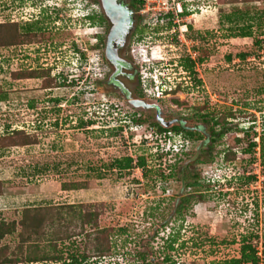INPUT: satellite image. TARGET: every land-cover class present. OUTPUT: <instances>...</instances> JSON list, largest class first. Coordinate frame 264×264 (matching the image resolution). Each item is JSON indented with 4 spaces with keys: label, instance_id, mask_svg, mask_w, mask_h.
Instances as JSON below:
<instances>
[{
    "label": "rangeland",
    "instance_id": "rangeland-1",
    "mask_svg": "<svg viewBox=\"0 0 264 264\" xmlns=\"http://www.w3.org/2000/svg\"><path fill=\"white\" fill-rule=\"evenodd\" d=\"M86 1L98 12L99 17L93 21L87 18ZM221 1L175 0L167 16H158V11L145 12L142 5L135 12L130 5L135 29L123 57L140 68L141 87L151 92L152 100H158L166 119L190 117L202 105L215 108L217 118L233 115L225 120L223 128H217L223 135L213 142L212 151H203L200 157L210 152L212 159L198 160L193 152L177 161L187 165V183L196 171L205 183L206 177L212 176L209 190L191 194L179 218L174 213L181 202L177 196L188 190H181L178 174L160 182L152 174L145 179L140 168L122 176L106 168L115 159L132 157L136 161L146 155V167H154L162 152L169 154L161 161L167 167L178 151L188 152L194 144L180 136H156L155 129L148 128L149 122L135 126L130 108L122 106L121 99L96 90L95 83L108 71L101 49L93 48L108 31L99 2L0 0V23L16 22L22 30L31 27V31L44 33L41 43L0 48V94L6 96L0 101V136L23 130L35 141L26 147L0 150V217L6 223H18L24 209L44 208L45 238L49 242L58 240L56 248L63 246V259L68 253H77L86 256L88 264L95 259L93 264H154L151 258L162 259L164 255L175 264H227L240 257L242 238L250 235L259 237L252 246L263 257L261 150H244L249 142L259 145L264 137V3L232 5L228 0ZM178 8L187 11L186 15L180 16ZM236 8H243L247 16L256 19L229 23L225 17ZM248 31L250 37L241 36ZM258 39L263 41L260 49L254 44ZM74 40L87 48L83 76L81 70L77 71L81 63L71 53ZM245 52L251 54L243 62L238 55ZM185 55L194 61L203 60L195 65L200 83L181 67ZM31 69H49L52 75L59 74L61 84L74 79V88L43 91L42 79L11 77L14 72ZM66 71L69 73L64 80L61 74ZM57 99L62 101L56 103ZM174 99L188 106L179 108ZM88 120L93 124L78 126ZM251 120H255L259 133L247 137L242 130L251 128ZM236 138L240 139L238 143ZM229 151L234 158L226 160ZM169 159L171 162H167ZM103 169L105 175L98 178L97 172ZM71 183H84L86 187L61 190L62 184ZM80 212L85 216L82 220ZM88 212L94 217H87ZM17 229L16 234L0 240V261L64 263L26 262L32 250L41 253L44 248L37 243L40 249L29 244L21 249ZM169 245L174 250L168 253Z\"/></svg>",
    "mask_w": 264,
    "mask_h": 264
},
{
    "label": "trees",
    "instance_id": "trees-1",
    "mask_svg": "<svg viewBox=\"0 0 264 264\" xmlns=\"http://www.w3.org/2000/svg\"><path fill=\"white\" fill-rule=\"evenodd\" d=\"M82 2H85V0H81ZM221 1V0H219ZM87 2V1H86ZM92 2L96 5H98V0H92ZM257 2H262L264 3V0H228V3L232 4V5H239V4H254ZM88 3V2H87ZM222 3V1H221ZM130 4L134 7V11L135 12H139L141 5L143 6V0H130ZM86 10L89 11L87 18L91 21H93L96 16H98V12L95 11V9H92V6L89 5V3L86 5ZM187 11H184L181 16H185ZM261 14H263L262 18L263 19V23H264V10L261 12ZM257 15V14H256ZM99 17V16H98ZM140 18V16H139ZM138 18V19H139ZM168 18H170V15H168ZM226 21H228L229 23H234L237 21H244L247 18H250V20L256 19L255 17H249L247 16V12L243 9V8H236L235 11H233V13H231L230 15H227ZM103 19V18H102ZM100 17V20H102ZM141 20V19H140ZM104 21V19H103ZM172 25V21H169V27ZM25 30V29H24ZM21 29V27L16 23V22H2L0 23V48H6V47H15V46H19V45H23V44H30L32 42H34L37 38L36 33H31L29 30L24 31ZM242 37H250V32H242L241 33ZM42 39H37L36 41H41ZM177 43V42H176ZM263 41H260L259 39L255 41V46H257V49L262 46ZM102 46H103V39L100 40V42L95 45L93 48L95 50H99L102 51ZM251 53L245 52V53H240L238 55V58L241 61H246L249 57ZM103 58V56H102ZM87 57H82L81 58V64L77 67V71L81 70V75L83 76V74L85 73L84 71V67L87 64L86 62ZM227 61L231 62V57H227ZM203 60L201 58H198L197 61H194L191 56L189 55H185L182 57L181 59V67L184 68L185 70L188 71V73L193 77V79L197 82L200 83V80L197 79L196 77V71H195V65L197 63H202ZM83 64V65H82ZM93 64V63H92ZM69 71H66L65 73H63V75L61 74V77L64 78L67 77ZM59 74H57V76L52 77L51 76V71L49 69H43V70H21V71H17L12 73L11 77L13 78V80L16 79H42L41 82V89L43 91L47 90V89H53L55 87H65L67 88L69 91L70 89L74 86V79H72L73 81L68 83V82H64L63 84H61L58 79L60 78L58 76ZM88 82V80L86 81ZM72 83V84H71ZM95 87L96 90L98 92L104 93L105 90L102 88V85L99 81H97L95 83ZM74 88V87H73ZM6 96L2 95V93L0 94V101H2V99H4ZM61 99H57L55 100V102L59 103L61 102ZM172 102L178 106L179 108H182V102L177 101V100H172ZM184 106H188V105H184ZM183 106V107H184ZM119 111V110H117ZM216 109L213 107H207V105H202V108L198 107L194 110L193 115L191 116L192 119L194 120H198V121H202L203 123H205L209 129L212 131V136H213V140L212 142H215L218 137L223 135V132H219V127L223 128L225 125V120L229 117H232L233 115L231 113H227L226 116H221V118H217L216 117ZM132 122L135 126L137 127H142L148 124V122L144 121L143 119H136L134 117H132ZM252 122V126L251 128H247V129H241L245 135L247 137H252L255 136V132L256 128L254 127L256 125L255 120H251ZM93 124V121H80L79 125L80 127H86ZM263 125V124H262ZM150 127L148 128H153L155 129L154 134L157 135H163L164 138H168V132L169 130L166 128H163L162 126H160L157 123H150L149 125ZM181 131L183 132L182 129H180L178 126H174L172 127V129L170 130V132H174V134H181ZM251 133V134H250ZM189 134V137L193 140L192 142H196L195 139L193 138H197V139H201V136H199V134H197L196 132L193 133H187ZM251 135V136H250ZM235 142H239L240 139L236 138L234 139ZM35 141L31 139V137L29 135H27L23 130H15L12 133H10L9 135L6 136H0V150L1 149H6V148H12V147H26L29 146L31 144H33ZM259 148L260 151V158H261V167H262V172L264 174V137L260 138V143L259 145L257 143H255V141H251L248 144L247 149L244 150V153H252L254 151V149ZM179 152V153H178ZM175 154L176 159L174 160V162L169 163V166H162L161 165V161L162 163L164 162L163 156H167L169 154L167 153H160L158 154V162H156V165L154 167H150L147 168L146 167V161L147 158H149V156H138L136 158V161L132 158V157H123V158H119V159H115L114 161H112L108 166H106V168L112 172L114 171L116 173V175L118 176H122V175H129L130 172L135 169V168H140L141 171H143V177L146 178H151L153 177L155 180H159L161 181H168L170 179V177H175V174H178V178L180 180L181 184V190L183 188H185L184 190H188L190 192H185L182 194L180 193V190L176 193H174V196H177V198H179L178 200H180L181 202L179 204H176V206L174 207V213L176 215V217H181L183 215V213L185 212L186 208L188 207V204L190 203V195L194 194V193H201L203 190L207 191L209 190V180L206 179L207 183L203 182L201 180V178L199 177V173L196 171L195 173H193V176L191 178V182L187 183L186 182V171L187 169V165H182V161L177 163V161H180L181 158H184V156L189 155L190 153H194V157L197 158L198 160H203L204 162L207 160L212 159L210 152H209V156L204 157V158H200L201 156H203L202 152L203 151H188V152H184V151H178ZM201 154V155H199ZM234 153H232L231 151L228 152V155L225 157L226 160H230L234 158ZM167 158L165 159L166 162ZM133 162H136V164H133ZM160 162V163H159ZM167 162H171L170 159ZM158 163V165H157ZM101 170V169H100ZM165 170H168L167 173H164ZM104 172V173H103ZM152 174V175H151ZM105 175V171L103 169V171L100 173V171L97 172L96 176L98 178H101L102 176ZM151 175V177H150ZM189 176V175H188ZM253 178V177H252ZM157 182V181H156ZM157 184V183H155ZM86 185L84 183H71L68 185L62 184L61 185V190L63 191H71V190H83L85 189ZM2 184L0 181V195L2 193ZM182 195V196H181ZM196 195V194H195ZM78 206V205H77ZM80 208H82V205H79ZM89 214L87 215V217H94L92 216L93 213L88 212ZM78 217L80 218V220L84 219V215H81V212L78 214ZM89 224V223H87ZM47 225V215L44 214V208H29V209H24L21 219L18 223L12 221L11 223H6L1 217H0V240L2 238H4V236H11L16 234V230H18L17 228L20 229L19 233H18V237H20V240L22 241L21 244V249L24 248V244L27 245L29 244L30 246H32V248H35L37 245V243H39L40 245H42L41 249V253H34L33 250L30 253L32 256H28L25 257L26 262L28 263H40V262H45V261H63V264H88V258L84 255H78L77 253L75 254H70L68 253L67 258L63 259V251L64 248H56V246L59 244L57 243L58 240H53L51 242H49L45 237L46 234L44 233L45 227ZM259 237L257 235H250L249 237H243L242 238V246L240 248V257L238 259H233L227 262V264H260L261 263V259L264 260V255L261 258L260 256L257 255V251L255 250V248L252 246V242L257 240ZM174 241V240H172ZM38 249H40V247H36ZM45 248L54 251V256H50L47 254V252H49L48 250L46 251ZM167 252L169 253L170 251H173V247L172 245H169V247L167 248ZM45 251V253H44ZM58 252V253H57ZM96 252V251H95ZM165 250H164V254H165ZM264 253V252H263ZM103 257V255H98V258ZM152 263L154 264H175L174 262H172L171 257L169 255H164V257L162 259H159L158 257H153L150 260ZM96 259L94 261H91V264L95 263ZM7 263H11L10 260H5V261H0V264H7ZM13 264V263H12Z\"/></svg>",
    "mask_w": 264,
    "mask_h": 264
},
{
    "label": "flooded vegetation",
    "instance_id": "flooded-vegetation-1",
    "mask_svg": "<svg viewBox=\"0 0 264 264\" xmlns=\"http://www.w3.org/2000/svg\"><path fill=\"white\" fill-rule=\"evenodd\" d=\"M128 5L130 6L131 4ZM137 17L139 18V16ZM33 25L37 26V23H33ZM26 30L27 31L29 30L31 33H36L37 37L35 38H37L38 40L42 39L41 41H38V43L43 42L44 40L43 32L38 30L31 31V27H25L24 31ZM106 34H107V29L104 34L102 55H101L103 56L102 59L104 62L105 59H104L103 51H104ZM71 47H72L71 53L74 54V58L76 57L79 62H81V58L83 56L87 57V48L83 49L82 46L79 45V42H77V40L71 41ZM125 61L126 62L122 66H119L118 70L113 75L111 68H109L108 64L105 62L107 64L105 65L108 67V71L104 75V77H102L101 80H98L101 83L102 88L105 90L103 94L107 95L108 97H113V98L117 97L121 99L123 102L122 106L125 105L126 109L130 108L129 109L131 111L130 116L134 117L135 120L143 119L145 122L147 121L149 123H157L163 128L168 129L169 130L168 134L170 135L174 134V132H170L172 127L178 126L180 129L183 130V132L181 131V134L179 133L177 134V136L182 137L183 139H185L190 143H193L194 146L192 148L194 151H212L214 145L212 142L213 134L212 131L209 129V127L202 121L192 119L191 116L178 118L177 120L166 119L167 114L163 111L160 105L157 104L158 100H152L150 98L151 92H148L147 90L141 87L138 78V75L140 73V68L137 67L133 63V61L129 62L127 61V59H125ZM36 70H43V69H36ZM51 76L55 77L56 75H52V71H51ZM47 90L50 91L52 89H47ZM151 101L155 103H151ZM134 102L141 103V106H139L138 108L135 107L133 105ZM126 105H128L129 107H126ZM119 107H117V110H119ZM150 110L153 111L152 112L154 115L153 120H150L151 119ZM193 132L199 134V136H201V139L193 138L196 140V142H192L193 140L189 137V134L187 133H193ZM192 148L190 151H192Z\"/></svg>",
    "mask_w": 264,
    "mask_h": 264
},
{
    "label": "water",
    "instance_id": "water-1",
    "mask_svg": "<svg viewBox=\"0 0 264 264\" xmlns=\"http://www.w3.org/2000/svg\"><path fill=\"white\" fill-rule=\"evenodd\" d=\"M103 17L108 23L104 44V59L112 70V75L126 61L124 53L135 29V13L127 0H98ZM135 107L141 103L134 102Z\"/></svg>",
    "mask_w": 264,
    "mask_h": 264
},
{
    "label": "built area",
    "instance_id": "built-area-1",
    "mask_svg": "<svg viewBox=\"0 0 264 264\" xmlns=\"http://www.w3.org/2000/svg\"><path fill=\"white\" fill-rule=\"evenodd\" d=\"M173 2H175V0H143V6L145 8V12L151 11L153 13L158 11V16H161V14L166 15L169 10L172 11L174 9L175 5H173ZM176 7H180L179 4H177ZM177 11L182 12L181 8L176 9V12Z\"/></svg>",
    "mask_w": 264,
    "mask_h": 264
},
{
    "label": "clouds",
    "instance_id": "clouds-1",
    "mask_svg": "<svg viewBox=\"0 0 264 264\" xmlns=\"http://www.w3.org/2000/svg\"><path fill=\"white\" fill-rule=\"evenodd\" d=\"M183 12H184V11L182 10V12L180 13V16H181V14H182ZM175 15L178 16L179 14H178V15L175 14ZM166 16H167V14H166ZM172 135H173V136H177L176 134H172ZM172 135L168 134L169 137H171ZM164 153H165V152H164ZM167 154H168V153H167ZM206 178H207L208 180H212V176H209V175H208V177H206Z\"/></svg>",
    "mask_w": 264,
    "mask_h": 264
},
{
    "label": "crops",
    "instance_id": "crops-1",
    "mask_svg": "<svg viewBox=\"0 0 264 264\" xmlns=\"http://www.w3.org/2000/svg\"><path fill=\"white\" fill-rule=\"evenodd\" d=\"M0 202H1V199H0ZM36 207V206H35ZM39 207H42V206H39Z\"/></svg>",
    "mask_w": 264,
    "mask_h": 264
}]
</instances>
